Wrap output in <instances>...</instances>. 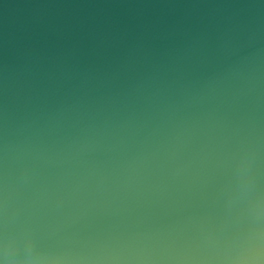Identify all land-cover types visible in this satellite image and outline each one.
Wrapping results in <instances>:
<instances>
[{
	"label": "water",
	"instance_id": "95a60500",
	"mask_svg": "<svg viewBox=\"0 0 264 264\" xmlns=\"http://www.w3.org/2000/svg\"><path fill=\"white\" fill-rule=\"evenodd\" d=\"M245 153L264 192V0H0V252L264 264Z\"/></svg>",
	"mask_w": 264,
	"mask_h": 264
},
{
	"label": "clouds",
	"instance_id": "9594fccd",
	"mask_svg": "<svg viewBox=\"0 0 264 264\" xmlns=\"http://www.w3.org/2000/svg\"><path fill=\"white\" fill-rule=\"evenodd\" d=\"M227 196L229 205L238 196L249 213L254 216L264 215V192L256 188L255 172L247 153L238 161L234 180L227 188ZM0 256L3 264H64L60 256L44 253L37 237L30 230L8 235ZM232 264H248L247 255L237 257Z\"/></svg>",
	"mask_w": 264,
	"mask_h": 264
}]
</instances>
